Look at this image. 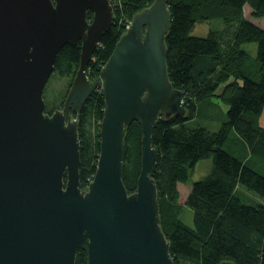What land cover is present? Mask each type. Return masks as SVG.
<instances>
[{
    "label": "water",
    "instance_id": "obj_1",
    "mask_svg": "<svg viewBox=\"0 0 264 264\" xmlns=\"http://www.w3.org/2000/svg\"><path fill=\"white\" fill-rule=\"evenodd\" d=\"M113 21L110 0H0V264H76L79 249L88 264H175L152 176L159 117L187 111L185 91L168 71V0L133 15L91 81L87 68ZM79 41L80 66L64 106L49 113L44 92L57 56ZM97 86L105 108L96 171L86 189L73 114ZM135 120L142 128L141 170L129 192L125 136Z\"/></svg>",
    "mask_w": 264,
    "mask_h": 264
},
{
    "label": "trees",
    "instance_id": "obj_2",
    "mask_svg": "<svg viewBox=\"0 0 264 264\" xmlns=\"http://www.w3.org/2000/svg\"><path fill=\"white\" fill-rule=\"evenodd\" d=\"M155 0H111L114 21L105 30L89 63L96 80L133 15ZM171 27L166 36L167 64L173 85L185 91L186 114L159 117L153 132L157 157L152 176L158 188L161 226L175 264H260L264 239V27L245 15L264 16V0H168ZM90 18L92 11H88ZM199 19H221L223 25L206 36L194 35ZM256 42L253 55L244 47ZM82 42L67 43L59 52L54 72L72 76L80 66ZM88 74V73H87ZM91 79V81H92ZM228 105L227 119L217 130L189 127L186 121L198 102L216 94ZM86 101L78 120L81 142V184L93 179L100 153V127L105 99L102 87ZM52 113L53 111H48ZM238 137L243 153L231 149ZM142 128L138 120L126 128L123 178L129 192L137 187L141 170ZM239 155H236V154ZM211 161L209 172L192 183L186 204L193 224L182 218L178 184L188 181L201 160ZM253 191L252 197L244 189ZM76 264H88L79 249Z\"/></svg>",
    "mask_w": 264,
    "mask_h": 264
},
{
    "label": "rangeland",
    "instance_id": "obj_3",
    "mask_svg": "<svg viewBox=\"0 0 264 264\" xmlns=\"http://www.w3.org/2000/svg\"><path fill=\"white\" fill-rule=\"evenodd\" d=\"M245 15L250 19L254 20L260 26L264 27V16L262 17H252L250 6L245 7ZM131 21V20H130ZM130 21L127 23L129 24ZM223 25V20L221 19H199L195 24L192 33L194 35L206 36L211 29L219 28ZM127 28V27H126ZM244 47L249 49V51L255 55L257 52L256 42H248L244 44ZM89 75V69L87 71ZM90 76V75H89ZM72 76H60L53 71L44 92V98L46 101V110L54 111L56 108H63L64 102L66 100L67 94L72 85L71 79ZM92 79V78H91ZM92 81H95L94 78ZM223 84L219 89H217L216 94L212 97L198 102L196 112L191 119L186 121V125L189 127L203 126L211 130H217L220 127V124L227 119L228 105L221 99L220 94L224 88ZM99 86H97V89ZM186 102V97H184ZM186 105V104H184ZM75 116V113L73 114ZM259 125L264 128V111L258 117ZM231 149L234 152L243 153L244 145L240 142L238 137H232L231 140ZM236 154V153H235ZM239 155V154H236ZM262 169L264 168V163L259 165ZM211 168V161L201 160L193 169L190 178L184 183L178 184L179 189V202L182 204V218L189 224H193V210L186 204L187 196L191 190L192 183L204 177ZM88 186L84 187L87 189ZM246 193L251 195L254 198H257V195L253 191L244 189Z\"/></svg>",
    "mask_w": 264,
    "mask_h": 264
},
{
    "label": "built area",
    "instance_id": "obj_4",
    "mask_svg": "<svg viewBox=\"0 0 264 264\" xmlns=\"http://www.w3.org/2000/svg\"><path fill=\"white\" fill-rule=\"evenodd\" d=\"M127 26H128V24H127Z\"/></svg>",
    "mask_w": 264,
    "mask_h": 264
},
{
    "label": "crops",
    "instance_id": "obj_5",
    "mask_svg": "<svg viewBox=\"0 0 264 264\" xmlns=\"http://www.w3.org/2000/svg\"><path fill=\"white\" fill-rule=\"evenodd\" d=\"M254 21V20H253ZM255 22V21H254Z\"/></svg>",
    "mask_w": 264,
    "mask_h": 264
},
{
    "label": "flooded vegetation",
    "instance_id": "obj_6",
    "mask_svg": "<svg viewBox=\"0 0 264 264\" xmlns=\"http://www.w3.org/2000/svg\"><path fill=\"white\" fill-rule=\"evenodd\" d=\"M111 1V0H110ZM93 17V16H92Z\"/></svg>",
    "mask_w": 264,
    "mask_h": 264
}]
</instances>
